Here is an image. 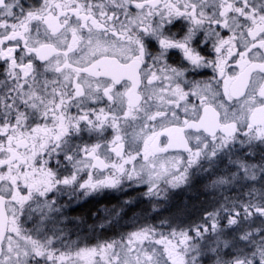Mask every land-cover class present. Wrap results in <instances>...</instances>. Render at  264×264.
<instances>
[{"label": "snow or ice", "instance_id": "snow-or-ice-1", "mask_svg": "<svg viewBox=\"0 0 264 264\" xmlns=\"http://www.w3.org/2000/svg\"><path fill=\"white\" fill-rule=\"evenodd\" d=\"M0 264H264V0H0Z\"/></svg>", "mask_w": 264, "mask_h": 264}, {"label": "flooded vegetation", "instance_id": "flooded-vegetation-1", "mask_svg": "<svg viewBox=\"0 0 264 264\" xmlns=\"http://www.w3.org/2000/svg\"><path fill=\"white\" fill-rule=\"evenodd\" d=\"M185 199H187V194L185 191H180V190H175L173 193H172V201H173V204L174 205H177V203H180L182 204ZM85 207H87V205H85ZM108 236H111L112 233L109 232L107 234ZM75 238V237H74ZM94 242V241H93Z\"/></svg>", "mask_w": 264, "mask_h": 264}, {"label": "trees", "instance_id": "trees-1", "mask_svg": "<svg viewBox=\"0 0 264 264\" xmlns=\"http://www.w3.org/2000/svg\"><path fill=\"white\" fill-rule=\"evenodd\" d=\"M177 205H180V203H177Z\"/></svg>", "mask_w": 264, "mask_h": 264}]
</instances>
